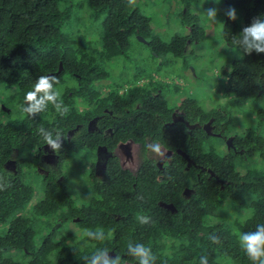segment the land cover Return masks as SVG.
Instances as JSON below:
<instances>
[{
	"label": "trees",
	"instance_id": "16d2710c",
	"mask_svg": "<svg viewBox=\"0 0 264 264\" xmlns=\"http://www.w3.org/2000/svg\"><path fill=\"white\" fill-rule=\"evenodd\" d=\"M198 1L179 0L189 34L173 36L168 43L156 38L146 41L154 55L170 52L174 57L182 56L187 38L190 40L194 34L188 20L196 21L185 15ZM223 1L242 13L241 31L254 17H264V0ZM85 2L93 18L104 16L99 48L80 41L82 38L73 41L63 34L61 27L71 20L70 0H0V92L15 91L2 103L5 110L0 106V176L11 183L6 191H0V226H5L0 235V264H86L84 257L102 247L128 264H137L127 255L130 241L150 247L155 264H198L201 254H207L209 264L224 260L250 264L240 248L239 235L255 231L258 223H264V142L247 130L242 137L232 139L235 150H242L240 155L232 151L216 155L203 147L209 136L201 129L188 131L181 125L164 126L169 122L171 109L155 82L149 80L140 86L141 78L135 74L125 82L109 83L105 63L125 51L130 37L148 36V20L126 0ZM236 29L234 21L227 18L222 37L231 48ZM236 50L243 57L230 63L224 93L238 99L264 95V54L245 55ZM41 75L57 77L59 83L54 88L70 109L66 117L59 116L51 105L35 118L19 109L25 94ZM179 108L185 112L192 109L194 114L184 117L188 123L201 125L212 119L216 125L213 133L222 134L223 127L220 129L217 124L220 126L225 115L202 111L190 100L183 101ZM99 115L103 116L98 123L100 130L111 129L106 142L100 134L85 131V124ZM41 126L59 129L65 138L61 150L56 152L59 173L42 178V199L26 210L33 189L22 177L29 169L34 171L38 154L45 146L36 132ZM76 127L78 130L67 140V132ZM127 140L139 146V169L134 173L121 170L112 155L106 162L104 179L91 182V195L78 206L66 193L64 181L57 180L63 162L83 150L93 153L98 145L114 149ZM154 142L173 153L170 166L163 172L157 171L151 162L150 146ZM175 150L207 169L214 179H208L207 172H193L191 167L184 172L185 161ZM254 158L263 163L261 169L240 168L239 161ZM7 161H14V173L4 168ZM92 168L88 170L89 176L93 175ZM157 176L166 179L170 189L167 193L152 191ZM183 188L193 189L187 199L180 195ZM159 201L172 204L174 211L159 207ZM240 212L247 215L242 221L234 219L241 216ZM138 214L151 217V223L141 225ZM52 217L57 219V226L37 242L35 222L44 219L50 229L54 226L49 222ZM66 220L81 230L102 227L106 239L95 242L60 235ZM210 235L217 236L219 243L213 244ZM10 253L19 257H9Z\"/></svg>",
	"mask_w": 264,
	"mask_h": 264
},
{
	"label": "rangeland",
	"instance_id": "374dc122",
	"mask_svg": "<svg viewBox=\"0 0 264 264\" xmlns=\"http://www.w3.org/2000/svg\"><path fill=\"white\" fill-rule=\"evenodd\" d=\"M70 4L71 23L63 24L61 27L63 34L71 36L73 41L82 38L80 41L88 42L93 48H99L104 16L93 18L85 0H70ZM131 5L139 15L148 20L150 33L144 39L139 36L130 37L125 51L113 58V61L105 63L108 82L119 84L129 79V76L138 74L142 80H152L156 83L169 109L176 108L185 100H190L194 101L202 111H216L223 117L225 115L226 118L219 121L220 126L217 124V127H223V130L220 129L224 139L209 136L203 145L204 148H210L216 155L226 152V140L234 136L242 137L247 130L252 131L264 142V95L257 98L238 99L224 93L230 63L238 62L243 57L242 53L227 46L222 37L223 25L227 19L224 12L230 6H226L223 0H219V3L215 0H199L197 4L192 5L185 17L196 19V21L188 20V24L194 27V34L190 35V40L187 38L182 56L174 57L170 52L158 53L156 56L145 43L153 38L168 43L173 36L189 34L184 24L186 22L183 23L184 19L182 20L185 11L179 0H135V3ZM211 7L218 8L217 19L223 25H211L208 22L203 11ZM236 16L235 36L241 33L240 28L243 25L242 13L239 10H236ZM137 37L142 40H138ZM101 90L103 89H99ZM14 93V90L0 92V106L2 107L4 100ZM102 93L106 94L107 91ZM2 109L5 110L3 107ZM151 157L158 160L160 155L153 153ZM92 158V153L81 151L76 157L64 161L61 167L65 191L78 206L84 204L90 196L91 190L88 186L91 181L88 180V170ZM262 165L263 163L255 158L239 161L242 170L244 168L261 169ZM42 177L32 168L22 177L33 189V198L26 204V210L33 208L42 199ZM240 214L241 216L238 214L234 219L242 221L247 217L243 212ZM56 220L55 217L49 218L50 224L54 225L50 229L46 226L44 219L35 222L34 232L37 242L43 235L53 231L52 228L57 226ZM4 229L5 226H0V235ZM59 233L60 235L69 234L75 240L85 238L81 229L67 220ZM55 237L58 238V233ZM18 255L10 253L9 257H19ZM220 264H232V262L224 260Z\"/></svg>",
	"mask_w": 264,
	"mask_h": 264
},
{
	"label": "clouds",
	"instance_id": "9594fccd",
	"mask_svg": "<svg viewBox=\"0 0 264 264\" xmlns=\"http://www.w3.org/2000/svg\"><path fill=\"white\" fill-rule=\"evenodd\" d=\"M219 3V0H215ZM129 4H134L135 0H128ZM218 8L211 7L203 11L211 25H223L218 21ZM224 15L229 20H235L236 10L229 7L225 10ZM231 44L235 49L241 50L245 55H250L253 52L256 54H264V17H254L251 23L244 27L241 33L232 37ZM59 83L57 77L51 75H41L36 79L33 89L28 91L24 96V101L19 104V109L28 117L35 118L40 113L47 111L49 105L61 117H66L69 114V107L64 104L61 93L54 88V85ZM37 134L43 139L46 145L53 152H59L62 148L64 136L59 129L47 130L43 126L36 129ZM153 153L161 154V145L153 143L151 146ZM11 187V183L0 176V191H6ZM137 220L141 225L151 223V217L138 214ZM83 236L88 241L103 242L106 239L105 230L102 227L95 229H82ZM110 234V233H109ZM209 239L213 244L219 243V238L215 235H210ZM240 248L245 253L250 264H264V223H258L255 231L240 233L239 235ZM96 248L95 244H92ZM109 249L106 247L96 248L90 255L85 256L86 264H128L121 256H109ZM127 255L132 257L137 264H155L156 257L153 255L150 247H146L142 243H132L127 245ZM198 264H209L207 254L199 256Z\"/></svg>",
	"mask_w": 264,
	"mask_h": 264
},
{
	"label": "flooded vegetation",
	"instance_id": "af4514ba",
	"mask_svg": "<svg viewBox=\"0 0 264 264\" xmlns=\"http://www.w3.org/2000/svg\"><path fill=\"white\" fill-rule=\"evenodd\" d=\"M149 81V80H148ZM147 80H140L138 85L142 86V85H145L147 82ZM182 103V102H181ZM181 103L179 105L176 106V108H173L171 109V112L169 114V122L164 124V126H167V127H170V126H173V128L175 127H179L178 125H181L183 127H185V129H187L188 131H191L193 130L194 128H199L201 129L204 133L206 131H204V127L206 128L205 124L206 123H203L201 125L195 123V124H190L188 123L186 120H185V116L189 113H193L192 109H189L188 111H183L182 109L179 108V106L181 105ZM105 112V111H104ZM109 115H111V113H108ZM194 114V113H193ZM103 118V116L99 115V116H96V117H93L91 120H89L86 124H85V131L87 133H97V134H100L102 139L104 140L106 138V135L109 134V136H111V129H106V130H100V126L98 125V123L100 122V120ZM211 120L210 122V125L206 128L208 130V133L210 135L208 136H218L222 139L223 138V135L222 134H214L213 133V130L216 128V125H213L212 124V119H209ZM189 126H195L193 128L189 127ZM78 130V127H76V129L72 130V131H68L67 134L69 133V135H65L66 136V139L68 140L75 131ZM206 134V133H205ZM207 135V134H206ZM232 139L231 140H226L225 142L227 143L228 141V144H229V147L226 149V151H232L234 154H241L242 153V150H235V148L232 146ZM107 140V139H106ZM105 141V140H104ZM129 141V140H127ZM106 142V141H105ZM126 142V141H125ZM125 142H122V143H118L116 144V146L114 147V149L119 145V144H123ZM137 144V143H136ZM103 148V150L101 149ZM114 149L113 148H109L107 149L106 145H98L96 146L94 152L92 153L93 154V158H92V162L90 164V167H93L92 168V172H93V175L92 176H89L88 174V180H90L91 182L92 181H98V180H103L104 179V172H105V165H106V162L107 160L112 156L114 155L117 159V164L119 166V168L123 171H128V172H131V173H134L137 169H139L140 167V164H139V160H138V149H139V146L137 144V149H136V155H137V167L135 170H131L129 168H126V169H122L120 167V161H119V158L117 157V155L114 154ZM151 149V148H150ZM99 150V151H98ZM85 151V150H83ZM170 152V154H167V152ZM176 151L175 150V154H176ZM98 152V153H97ZM107 153H110V156L107 157V160L105 161L104 165H102V160L104 157H106V154ZM172 151L170 150H163L161 149V154H160V157L158 160H156L154 157L152 158L151 162L153 163V166L156 168L157 171L159 172H163V169L170 166L171 164V156H172ZM180 156V155H179ZM181 158H183L182 156H180ZM189 159V158H188ZM183 160L185 161V166H184V172L188 171L191 168H193V172H198V173H203V172H207L208 173V179H214V175L209 172L207 169H204L202 167H200L199 165L197 164H194L193 161H191L189 159L190 162H187L184 158ZM58 157L56 155V152H53L52 150H50L46 145L43 146L41 148V151L40 153L38 154V161L36 163V166L34 167V172H38L39 174H41L43 177H46L48 176L50 173L52 174H58L59 173V169H58ZM89 167V169H90ZM15 170V168H14ZM173 170V168L171 169ZM15 172V171H14ZM89 173V172H88ZM42 177V178H43ZM196 178H198V174L196 175ZM157 182L156 184L152 187V191L153 192H157L159 194H164V193H167L170 189H169V186L165 183L166 179H163L162 176H157L156 178ZM58 181H62L63 180V177L61 175V177L59 179H57ZM91 182L88 186V188L91 190ZM193 193V189L192 188H183V190L181 191L180 195L187 199L189 198ZM89 195H91V191L89 192ZM89 198V197H88ZM87 198V200H88ZM86 200V201H87ZM86 203V202H84ZM157 205L165 210H169L170 212H173L174 211V207L172 206V204H169V203H163V202H158ZM166 205H171L173 207V210L171 209H166L164 208V206Z\"/></svg>",
	"mask_w": 264,
	"mask_h": 264
},
{
	"label": "water",
	"instance_id": "95a60500",
	"mask_svg": "<svg viewBox=\"0 0 264 264\" xmlns=\"http://www.w3.org/2000/svg\"><path fill=\"white\" fill-rule=\"evenodd\" d=\"M137 39L140 40V41L142 40V39H140L138 37H137ZM210 122H211V120H209L205 124L206 128L210 125ZM189 127H191V126H189ZM193 127H195V126H192L191 128H193ZM206 128L204 127V131H206L205 133L207 135H210ZM67 135H69V133ZM229 140H231V138L228 139V141ZM228 141L226 143V147L227 148L229 147ZM101 149L103 150V148H101ZM136 149H137V144L134 143L133 141H130V140L126 141L123 144H119L114 149V154L117 155V157L119 158L120 167L122 169H126V168H129L131 170H135L136 169V167H137ZM167 154H170V152L168 151ZM176 154L182 156L187 162H190L188 157L184 153L180 152L179 150L176 151ZM108 156H110V153H107L106 157L103 158L102 165H104V163L107 160ZM4 168L7 171H10V172L14 173V171H15L14 170V161H7L6 164L4 165ZM164 208L173 210V207L171 205H166V206H164ZM109 256L114 257L113 254H111V253H109Z\"/></svg>",
	"mask_w": 264,
	"mask_h": 264
}]
</instances>
